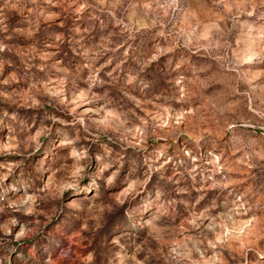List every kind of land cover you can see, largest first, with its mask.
<instances>
[{
  "label": "rangeland",
  "instance_id": "obj_1",
  "mask_svg": "<svg viewBox=\"0 0 264 264\" xmlns=\"http://www.w3.org/2000/svg\"><path fill=\"white\" fill-rule=\"evenodd\" d=\"M0 264H264V0H0Z\"/></svg>",
  "mask_w": 264,
  "mask_h": 264
}]
</instances>
